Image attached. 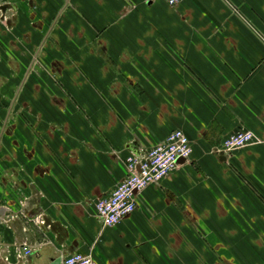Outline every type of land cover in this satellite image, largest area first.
<instances>
[{"label":"crops","instance_id":"0c3cea01","mask_svg":"<svg viewBox=\"0 0 264 264\" xmlns=\"http://www.w3.org/2000/svg\"><path fill=\"white\" fill-rule=\"evenodd\" d=\"M175 129L190 157L104 226L125 158ZM239 129L260 141L220 159ZM72 253L264 264V0H0V264Z\"/></svg>","mask_w":264,"mask_h":264},{"label":"built area","instance_id":"2783aa9c","mask_svg":"<svg viewBox=\"0 0 264 264\" xmlns=\"http://www.w3.org/2000/svg\"><path fill=\"white\" fill-rule=\"evenodd\" d=\"M170 6L181 0H164ZM250 130L239 129L226 136L221 151L231 153L237 149L259 142ZM192 146L189 138L179 129L172 130L167 136L142 155L129 154L125 158L126 174L116 184L111 193L98 198L95 212L104 226H114L136 208L135 193L151 183L166 177L177 165L179 158L190 157ZM24 246L22 252L30 253ZM59 264H98L91 254L72 253L62 258Z\"/></svg>","mask_w":264,"mask_h":264},{"label":"water","instance_id":"95a60500","mask_svg":"<svg viewBox=\"0 0 264 264\" xmlns=\"http://www.w3.org/2000/svg\"><path fill=\"white\" fill-rule=\"evenodd\" d=\"M219 155H220V159H223V160H224V158H225L224 155H225V154H224L222 151L219 152ZM183 160H184V158H179V159H178V162H179V161H183Z\"/></svg>","mask_w":264,"mask_h":264},{"label":"rangeland","instance_id":"374dc122","mask_svg":"<svg viewBox=\"0 0 264 264\" xmlns=\"http://www.w3.org/2000/svg\"><path fill=\"white\" fill-rule=\"evenodd\" d=\"M124 164H125V162H124Z\"/></svg>","mask_w":264,"mask_h":264}]
</instances>
